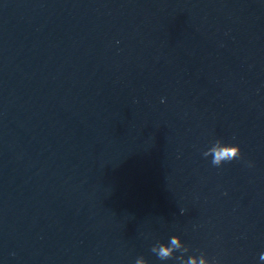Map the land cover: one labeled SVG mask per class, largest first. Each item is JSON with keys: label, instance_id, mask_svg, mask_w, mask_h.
I'll use <instances>...</instances> for the list:
<instances>
[{"label": "water", "instance_id": "water-1", "mask_svg": "<svg viewBox=\"0 0 264 264\" xmlns=\"http://www.w3.org/2000/svg\"><path fill=\"white\" fill-rule=\"evenodd\" d=\"M173 235L208 257L156 1L0 0V264H176Z\"/></svg>", "mask_w": 264, "mask_h": 264}, {"label": "clouds", "instance_id": "clouds-1", "mask_svg": "<svg viewBox=\"0 0 264 264\" xmlns=\"http://www.w3.org/2000/svg\"><path fill=\"white\" fill-rule=\"evenodd\" d=\"M202 155L205 158L211 157V164L220 168L225 163L240 160L242 151L239 144L225 143L221 139H216ZM249 166H251V163H249ZM181 214H183V210H181ZM189 250V247L182 242L178 235L171 236L167 243L157 241L150 249L151 253L155 254L161 262L174 260L176 264H221L219 259H209L203 252L199 256L191 255L185 258V254ZM176 253H179V255H176ZM260 260H264V253L260 255ZM135 264H148V261L140 256L135 260Z\"/></svg>", "mask_w": 264, "mask_h": 264}]
</instances>
